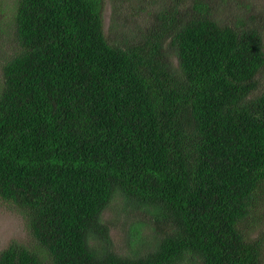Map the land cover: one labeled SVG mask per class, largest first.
<instances>
[{"label": "trees", "instance_id": "1", "mask_svg": "<svg viewBox=\"0 0 264 264\" xmlns=\"http://www.w3.org/2000/svg\"><path fill=\"white\" fill-rule=\"evenodd\" d=\"M146 1L113 0L107 33L106 0H17L0 198L36 242L0 264H264V26L248 2Z\"/></svg>", "mask_w": 264, "mask_h": 264}, {"label": "rangeland", "instance_id": "2", "mask_svg": "<svg viewBox=\"0 0 264 264\" xmlns=\"http://www.w3.org/2000/svg\"><path fill=\"white\" fill-rule=\"evenodd\" d=\"M239 2L241 3H237L236 0H233V6H225L222 2H217L215 5L220 15L222 14L223 16H226V19L229 21H234L236 20L235 18L237 15L243 14V8H238L237 6H243L244 3L248 2L251 10V12L248 13L256 16L255 18H252L253 21L264 26V0H239ZM131 3L140 7L141 3H147V1L131 0ZM16 4L17 0H0V90L3 85L2 68L4 61L13 54L15 46L17 45L14 30ZM113 10V0H106L103 19L107 33L114 21V18L112 17ZM126 16L127 13H122L121 17L124 19ZM250 18L251 17L249 16L244 17L245 20ZM117 30L118 29L116 28L115 31ZM122 203L123 200L120 198L114 199L111 206L104 212V219L110 224L111 235L116 247L126 250L124 241V236H126L125 227L133 219L134 213L125 212ZM147 222L148 224L146 228L150 231L153 223L148 218ZM261 227H264V200H260L254 233L257 234ZM13 240L28 245H32L36 242L29 233L27 218L23 211L11 202L4 201L0 198V252Z\"/></svg>", "mask_w": 264, "mask_h": 264}]
</instances>
